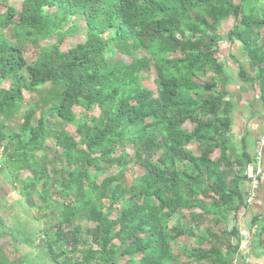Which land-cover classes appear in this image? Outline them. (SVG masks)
I'll return each instance as SVG.
<instances>
[{
  "label": "trees",
  "instance_id": "trees-1",
  "mask_svg": "<svg viewBox=\"0 0 264 264\" xmlns=\"http://www.w3.org/2000/svg\"><path fill=\"white\" fill-rule=\"evenodd\" d=\"M8 3L0 0L6 5L0 11V159L18 174H31L24 180L16 175L18 200L35 208L39 199L43 211L53 209L43 233L51 260L234 264L242 238L230 228L231 217L247 204L242 185L250 181L247 170L255 158L251 134L242 140L233 134L236 101L230 88L252 86L264 105V3L23 0L20 11ZM231 19L232 29L222 34ZM79 31L84 40L64 47ZM223 42L241 44L248 60L221 61ZM27 45L38 48L33 62L25 56ZM111 46L132 60L111 65ZM152 63L158 95L140 75ZM229 69L236 71L235 81ZM35 90L44 111L39 118L37 105L24 106V93ZM76 107L85 112L83 120ZM66 125L76 126V136ZM78 138L88 142L86 149ZM50 139L61 148L53 159ZM58 157L65 170L57 169ZM132 161L145 172L125 188ZM105 169L113 174L100 182ZM83 219L95 227H85ZM203 219L206 229L198 223ZM5 226L0 215L4 231ZM256 239L253 254L263 258L264 222ZM0 256V264H15L4 249Z\"/></svg>",
  "mask_w": 264,
  "mask_h": 264
},
{
  "label": "rangeland",
  "instance_id": "rangeland-1",
  "mask_svg": "<svg viewBox=\"0 0 264 264\" xmlns=\"http://www.w3.org/2000/svg\"><path fill=\"white\" fill-rule=\"evenodd\" d=\"M261 1H262V3H264V0H261ZM8 4L16 7L20 11L22 8L23 0H9ZM5 9H6V5L0 6L1 12ZM181 21H182V19H181ZM234 23L235 22L232 19L227 21L226 23H224L223 28H222V34H227L232 29ZM78 25L80 27H84V24L82 21L78 22ZM261 36H262L261 38L264 37V32L261 33ZM7 37L11 38V35L7 34ZM83 40H84L83 34L81 31H79V33L72 35L71 38H68L65 41L63 46L65 47L66 45L67 46L68 45H74L77 42H81ZM25 56L30 62H33L38 56V48L36 46H33V45H27L25 47ZM107 57H108L111 65L115 64L118 61H122V62L124 61L126 63H129L132 60V58L129 57L128 55H125L123 53L121 54L120 52H117V51H113V46H111L110 50L108 51ZM148 57L150 58V55H148ZM217 57H219L221 61H232V59H235V60L237 59L240 61H247L248 60V58L244 56V52H243L241 44H239V43L231 44L229 42H225V43L223 42L222 47H221V52L217 54ZM226 59H228V60H226ZM232 66L234 68H236V66L234 64H232ZM229 70L230 71H228V72L230 73L231 77H233V79H234L233 81H235L236 80L235 78H237L236 71L233 69H229ZM140 75L144 76L142 78L143 84L147 88H149L150 90H153L156 95H158V92H159L158 83H157V76L158 75H157V70H156L154 64L152 63L150 65V68L147 71L141 72ZM4 87L8 88L9 82H6L4 84ZM49 87H50V83H46V85H44V88H49ZM224 87H225V85L223 87L220 86V88H224ZM246 87L254 89V91L257 95L260 92L256 88L243 83L242 89L244 90ZM39 91L40 90H35L32 92L26 91L24 93L25 109H30L32 106L37 105L39 107L38 111H37V117L38 118L44 113V111L41 109V108H43V106H42L41 101H40V95L38 93ZM239 91H241V89H239ZM74 110H75V113L77 115V119L83 120L85 117V112L79 107H76ZM24 112H25V110L23 111V113ZM96 112H98V111L96 110L95 113ZM21 117H22V115L20 116V118ZM19 120L16 122H12L11 123L12 126L17 127L19 125V123H18ZM55 121H56V119H55ZM139 126H140V122L135 124V131L137 130V128H139ZM188 127L190 128V126H188ZM66 130L71 135L76 136V126L75 125H69V126L66 125ZM79 139L80 138H78V140ZM249 140H250V138H249ZM47 144H48V148L50 149L47 152L49 159H53V157L56 156V153H58L60 155L61 148H57L55 146V142L52 139L48 140ZM78 145H79L80 149H83V148L86 149L88 142L84 144L81 140H79ZM259 148H260V146H259ZM56 150L58 152H56ZM128 153H129L130 160H132L134 155H133L131 148L128 149ZM119 154H120V151H118V150H116V152L114 153V155H119ZM1 155H2V152L0 151V157H1ZM58 160L59 161H57V163H56L57 169L60 171L62 169L65 170L67 165H66V162L64 161V159L62 157H58ZM15 165H18V164L15 163ZM52 166H54V165L52 164ZM52 166H50V167H52ZM6 167L10 168L12 170L14 169V171H12V170H9V171H11L15 176L20 175V178L23 180L26 178L30 179V177H31V174L29 171L23 170L20 172V174H18L17 173L18 171L14 167V165L6 163V166H4V163L0 159V195H1L2 200H3L2 203L0 202V213L2 214V216L4 218V221H5V219L10 220V217H11L12 211H13V208H11V205H12L11 202L9 203V201H6V198L9 196V194L11 195V193H13V191H12L13 190V188H12L13 187V185H12L13 180L17 181V183H18V178L17 179H16V177L14 179L10 178L7 171H5ZM127 170H128V172L126 173V180L123 183L125 188L131 187L133 185L135 179L137 177H141L145 172V168L143 166L137 165L133 161H132V163H130ZM112 174H113V171L111 169H105L104 172L102 173V176L100 177V182H102L103 180H105L106 178L111 176ZM17 186L19 187V183ZM37 190L41 191V185H39L37 187ZM65 200H66L65 197H58L57 198V201H59L60 204H63V202H65ZM36 201H38L37 202L38 210H42V207H40L41 203H40L39 199L38 200L36 199ZM12 202L14 203V205H13L14 209L17 210L16 206H18V202L16 201L15 197L12 199ZM71 202L75 203L76 198L72 197ZM24 206L26 207V209L28 211H30V208H31L30 206H28L26 204H24ZM20 211H21V209H20ZM52 213H53V209H47L43 212L34 211L33 215H37L40 218V220H42V219H47V218L49 219L52 216ZM198 213H201V212L198 211ZM188 214L190 215V213H187V215ZM24 218H25L24 216H21V219H24ZM27 219H29V218H26L24 221H26ZM206 221H207L206 219L198 220V223L203 222V225H201V227L203 229H206V227H207ZM83 222H84L85 227H95V224L87 222L84 219H83ZM191 223H192V221L190 220V218H188V226H190ZM45 227L47 228V225L44 226L43 231L45 230ZM8 228H10V227L8 226ZM223 229L224 228L221 227L218 230L220 232ZM12 231L8 233L0 227V249L1 250L4 249V251L8 254V257H10L14 260V258H16V256H17V258L20 257V255H18V251L16 250L18 247L13 248L14 246H16V243L14 242V237L15 236L18 237L19 240H22L23 237L21 236V234H19V233L17 234V232H15V231L13 233ZM43 231H41L40 234H42ZM37 236H38L37 233H35V232L31 233L32 239L36 238ZM15 240H17V239H15ZM252 249H253V247H252ZM252 249H251V251H252ZM39 253L40 254L38 256L34 255V254L30 255L28 257V259H29L28 262H30L31 264H54L48 258H46L45 252H39ZM242 259H243L242 257H237V259L235 261H238V264H240ZM253 260L254 261L257 260L258 261L257 264H264L263 258H257V257L252 256V255L249 256V262L250 261L254 262ZM235 261H234V263H235Z\"/></svg>",
  "mask_w": 264,
  "mask_h": 264
},
{
  "label": "crops",
  "instance_id": "crops-1",
  "mask_svg": "<svg viewBox=\"0 0 264 264\" xmlns=\"http://www.w3.org/2000/svg\"><path fill=\"white\" fill-rule=\"evenodd\" d=\"M241 89V91H239ZM231 97L236 101V115H235V127L233 134L237 137L238 140H242V138L245 137V135L251 134L252 138V145H253V154L254 158L257 159L259 157V154L262 153V161H264V150L263 146L259 148L260 141L264 137V105L260 103V92L258 95L255 93L254 89L252 88H245L242 89V85L240 88L237 87H231ZM256 117V118H255ZM252 168V166H251ZM247 175L249 177V172H247ZM16 179L18 178L15 176ZM13 187L18 185L17 181L13 180L12 183ZM243 191L246 195V201L247 204L241 205V208L239 212L235 215H233L231 218V224L230 228L236 229L240 235L242 240L245 238H248L251 235L252 243L254 245V241L257 237V233L260 228V223L264 222V172L261 177V189H260V196L257 199L255 203H249L248 197L249 193L251 191V181H247L246 183H243ZM12 187V188H13ZM13 193L6 198V201L11 202V208H13L12 215L10 217V220L4 221V218L2 214L0 213L3 221L5 222V229L6 232H17V234H21L23 237L22 240H19L18 237H14V242L16 243V246L13 248L18 247L16 250L18 251V255H20L19 258H12L9 257V259L14 262L15 264H31L28 262V257L32 254L39 255V252H45L46 258H48L51 262V258L48 256L47 250L44 248L43 245V238H45V234L43 235L44 226L48 225L49 219H42L37 215H33L34 211L39 212L38 205H36L35 208H30V211L26 209L24 204L18 200L15 196V188H13ZM1 197V195H0ZM16 198V201L18 202V206H16L17 210L14 209L12 202L13 198ZM3 202L1 197V203ZM37 204V203H36ZM21 209V211H20ZM35 209V210H34ZM21 216H24V219H21ZM189 214L186 215L187 218H189ZM26 218V221H24ZM209 223L211 222V219H209ZM35 224V225H34ZM8 226L10 228H8ZM42 234H40V232ZM35 232L38 234L36 238L31 237V233ZM14 235V234H13ZM17 239V240H15ZM241 240V241H242ZM258 241V238L256 239V242ZM238 244V242H236ZM256 244V243H255ZM96 249H100V246L96 247ZM254 251L252 249V256H255ZM7 254V253H6ZM250 255V256H251ZM8 256V254H7ZM242 261L240 264H257L258 261H250L249 257L245 255H241ZM264 258V257H263ZM54 263V262H53ZM55 264V263H54Z\"/></svg>",
  "mask_w": 264,
  "mask_h": 264
},
{
  "label": "built area",
  "instance_id": "built-area-1",
  "mask_svg": "<svg viewBox=\"0 0 264 264\" xmlns=\"http://www.w3.org/2000/svg\"><path fill=\"white\" fill-rule=\"evenodd\" d=\"M263 147H262V146ZM260 147L264 149V137L260 141ZM264 171L263 161H262V153L259 154L257 158V165L254 168L249 169V177L251 181V191L249 193L248 202L255 203L260 196L261 189V181L260 177L262 176ZM240 254L245 256L251 255V249L253 247L251 235L248 238L243 239L240 242ZM234 264H238V261H235Z\"/></svg>",
  "mask_w": 264,
  "mask_h": 264
},
{
  "label": "clouds",
  "instance_id": "clouds-1",
  "mask_svg": "<svg viewBox=\"0 0 264 264\" xmlns=\"http://www.w3.org/2000/svg\"><path fill=\"white\" fill-rule=\"evenodd\" d=\"M257 165V159H255V163L254 164H252V165H250L249 166V168H248V170H247V172H249V169L251 168V166H252V168H254L255 166ZM263 167H264V161H263ZM264 172V171H263ZM263 175V174H262ZM262 177V176H261ZM261 177H260V181H261ZM233 229V228H232ZM233 230H235V229H233ZM241 242V241H240ZM239 245H240V243H239ZM240 253V252H239ZM252 253V252H251ZM240 256H241V254H240Z\"/></svg>",
  "mask_w": 264,
  "mask_h": 264
}]
</instances>
